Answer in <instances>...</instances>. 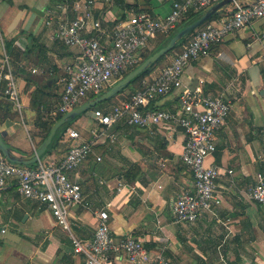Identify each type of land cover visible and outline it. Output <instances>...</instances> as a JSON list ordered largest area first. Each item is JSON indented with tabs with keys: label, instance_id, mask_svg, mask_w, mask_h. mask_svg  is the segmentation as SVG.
Instances as JSON below:
<instances>
[{
	"label": "crops",
	"instance_id": "1",
	"mask_svg": "<svg viewBox=\"0 0 264 264\" xmlns=\"http://www.w3.org/2000/svg\"><path fill=\"white\" fill-rule=\"evenodd\" d=\"M65 1L0 0V133L18 158L30 157L41 145L38 118L44 122L56 118L51 113L61 93L58 79L79 54L54 38V24L44 23L50 10L72 18ZM173 1L183 0H96L94 16L104 24L142 11L159 19L169 13ZM233 8V3L223 6L208 21L230 15ZM161 39L154 40L148 51ZM263 53L264 17L226 36L181 76L182 88L231 103L224 125L214 134L215 152L204 162L219 172L221 204L214 211L222 224L211 214L194 224L172 220V202L193 187L192 175L181 161V128L160 124L139 129L123 121L103 128L89 110L66 129L76 131L80 141H94L92 153L68 173L82 193V204L69 211V229L56 223L47 206L23 199L9 182L0 196V264H84V257L72 250L71 237L91 239L100 210L107 212L114 238L132 236L152 256L161 254L170 264H264V207L247 194L256 173L264 172ZM172 56L99 109L106 111L131 97L139 84L156 78ZM5 76L13 79L18 107L4 94ZM50 80L53 83L47 84ZM178 92L155 97L146 109H179ZM66 132L41 157L42 163L64 158L71 143ZM23 135L28 141H21ZM132 166L135 170L128 173ZM109 259L111 264H130L122 253Z\"/></svg>",
	"mask_w": 264,
	"mask_h": 264
},
{
	"label": "built area",
	"instance_id": "2",
	"mask_svg": "<svg viewBox=\"0 0 264 264\" xmlns=\"http://www.w3.org/2000/svg\"><path fill=\"white\" fill-rule=\"evenodd\" d=\"M95 1L74 2L70 8L71 19L51 10L46 14L44 23L47 26L54 24V38L79 52L76 62L66 65L58 79L61 93L51 113L54 118L83 104L87 96H99L107 91L124 73L138 65L139 54L148 50L154 40L169 34L187 14L203 12L221 0L173 1L163 18L156 19L142 11L113 24H104L95 18ZM232 3L234 8L230 15L202 24L181 50L173 54L158 76L143 84L128 100L106 111L92 110L93 119L103 128H110L120 121L139 129L160 124L181 128L184 134L181 161L192 175L193 187L189 192H180L171 204L175 224H194L205 214H211L216 223L222 224L214 211L221 204L216 184L219 172L215 166H205L204 162L215 152L214 134L224 125L231 103L221 96H204L200 91L182 88L181 76L191 62L206 57L226 36L264 17V0ZM5 79L4 94L18 107V91L13 79L10 76ZM173 90H179V109H146L155 97ZM66 134L71 143L59 162L42 163L39 160L33 167L22 166L8 162L0 153V196L7 184L13 182L23 199L47 206L56 223L67 231L70 209L82 204L81 188L68 179V173L92 153L94 141H80L79 134L73 130ZM93 137L96 139L97 135L93 133ZM262 153L264 156V147ZM247 194L252 202L264 207V172L256 173ZM96 219L91 239L71 237L72 250L84 257V264H111L109 257L119 253L130 264H170L161 254L152 256L142 242L132 236L114 238L105 210L98 211Z\"/></svg>",
	"mask_w": 264,
	"mask_h": 264
},
{
	"label": "water",
	"instance_id": "3",
	"mask_svg": "<svg viewBox=\"0 0 264 264\" xmlns=\"http://www.w3.org/2000/svg\"><path fill=\"white\" fill-rule=\"evenodd\" d=\"M233 1L237 0H221L218 3L210 6L207 8L203 13L199 15V17L189 23L184 25L181 29H179L168 41V43L160 48L159 50L152 53L149 57H147L139 66H137L134 70L128 73L126 76L122 77L118 80L115 84H113L107 91L102 93L101 95L84 102L83 104L79 105L78 107L72 109L65 115H63L58 121H56L50 128L46 138L39 146V148L30 156V157H21L18 158L12 154L8 145L4 142L3 136L0 133V153L2 156L10 163L22 166H30L36 164L41 157L44 155L47 147L51 144L53 137L56 134V131L65 125L67 122L75 119L76 117L80 116L81 114L95 108L98 104L110 99L111 97L115 96L123 89L126 85L131 83L137 76H139L143 71L148 69L152 66L155 62H157L161 57L166 55L170 52L175 45L181 41L184 37L190 34L192 31L200 27L206 21L210 20V18L219 11L223 6H226ZM251 1H258V0H251ZM53 83V80H50L47 84Z\"/></svg>",
	"mask_w": 264,
	"mask_h": 264
},
{
	"label": "trees",
	"instance_id": "4",
	"mask_svg": "<svg viewBox=\"0 0 264 264\" xmlns=\"http://www.w3.org/2000/svg\"><path fill=\"white\" fill-rule=\"evenodd\" d=\"M78 0H66L65 3L68 5V8L70 9L72 7V5L74 4V2H76ZM201 14V12H198V13H193V14H189L184 20H182L175 28L174 30H172L169 34L165 35V36H162V39L156 44V46L154 47L153 50L151 51H148V50H144L142 51L140 54H139V63L137 66H139L147 57H149L152 53H154L155 51L159 50L160 48L164 47L168 41L171 39V37L179 30L181 29L184 25L186 24H189L193 21H195L199 15ZM117 21H114L112 22L111 24L115 23ZM201 28L198 27L197 29H195L194 31H192L190 34H188L186 37H184L181 41H179L175 47L170 51L168 52L166 55H164L163 57H161L157 62H155L152 66H150L148 69H146L145 71H143L139 76H137L133 81L132 83H135L136 81H138L139 79L147 76L151 70L153 69V67L155 65H157L158 63H160L163 59H165L167 56L171 55V54H174L176 52H179L182 48L183 45H185L191 38L192 36ZM169 64V63H168ZM167 64V65H168ZM166 65V66H167ZM136 66V67H137ZM135 67V68H136ZM135 68H133L132 70H134ZM132 70L130 71H127L126 73H124L123 77L126 76L128 73H130ZM143 84L140 85L136 88V91L137 90H140L142 88ZM135 91V92H136ZM134 92V93H135ZM133 93V94H134ZM130 97L126 98L125 100H128ZM91 100V98H89L88 100L86 101H89ZM85 101V102H86ZM100 107L96 106L95 108L91 109V110H100L99 109ZM62 116L61 115H58L53 121H48V122H44L42 121L41 117L38 118V125L37 127L39 129H41L43 131L42 133V136H41V144L42 142L44 141V139L46 138L51 126L53 125V123H55L56 121H58ZM71 124V122L69 124H65L63 125L62 127H60L57 131H56V134L55 136L53 137L52 141H51V144L47 147L45 153H44V156L46 154H48L51 149L55 146V144L60 140L62 139V137L64 136L65 132H66V129L67 127ZM33 165H30L29 167H33ZM133 170H135V167H131L129 172L128 173H131Z\"/></svg>",
	"mask_w": 264,
	"mask_h": 264
},
{
	"label": "rangeland",
	"instance_id": "5",
	"mask_svg": "<svg viewBox=\"0 0 264 264\" xmlns=\"http://www.w3.org/2000/svg\"><path fill=\"white\" fill-rule=\"evenodd\" d=\"M68 49V48H67ZM70 49V48H69ZM134 83H129L128 85H126L123 89H121L120 90V92L118 93V94H120L121 92H123L124 90H126V89H131L132 88V85H133ZM121 95V94H120ZM115 96H117V94L115 95ZM115 96H113V97H111L110 99H107L106 101H104V102H102V103H100V104H98L97 106L98 107H104V106H108V105H110L111 103H112V101H113V98L115 97ZM95 97H97V96H94V97H91V96H87L86 97V99L85 100H88L89 98H91V99H93V98H95ZM84 100V101H85ZM83 101V100H82ZM77 118V117H76ZM79 118V117H78ZM73 120H71L70 122H72ZM70 122H67L66 124H69ZM2 134V136H3V133H1ZM26 140H27V138H26V136L25 135H23V137L21 138V141H24V142H26ZM28 141V140H27ZM5 142V141H4ZM8 147L9 148H11L9 145H8ZM44 156V155H43ZM42 156V157H43Z\"/></svg>",
	"mask_w": 264,
	"mask_h": 264
}]
</instances>
